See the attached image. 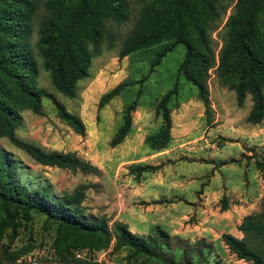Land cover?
Instances as JSON below:
<instances>
[{"label": "rangeland", "instance_id": "374dc122", "mask_svg": "<svg viewBox=\"0 0 264 264\" xmlns=\"http://www.w3.org/2000/svg\"><path fill=\"white\" fill-rule=\"evenodd\" d=\"M43 1L35 0L29 46L25 47L29 58L25 61L20 59L13 64L12 74L2 77L0 96L8 102H17L15 108L19 123L15 127V134L18 137L45 149L75 150L81 157L96 165L99 163L101 169L98 174H90L40 164L9 140L3 124L0 127V151H6L14 158L21 183L28 187L49 183L51 191L56 194L73 191L79 184L86 183L88 188L85 190L83 205L87 211L105 216L110 223L116 219V215L138 204H162L163 195L157 192H150L149 196L144 192L140 193L142 187L137 185L142 183L147 184L143 187L145 190H168V185L175 183L168 194L181 196L178 197L181 198L180 208L188 207L195 199V205H200L201 201L209 203L210 212L215 205L220 206V198L225 194L228 202L241 204V213L260 209L264 180L258 176L257 181L258 170L254 159L264 156V118L258 123L246 119L252 103L250 94L245 97L243 105L239 106L235 91L218 79L215 66H212L208 77L213 117V122L210 123L203 106L196 102L200 100L196 86L178 71L185 52L182 42H175L153 68L150 64L156 51L168 44L169 40L134 50L120 58L118 52L123 41L150 2L127 0V19L107 21L101 51L93 56L89 75L78 80L75 96L68 97L53 84L36 43ZM234 2L235 0L222 1L225 10L218 21V27L210 32L216 59L223 43V24ZM28 60L35 64L34 74ZM15 73L28 75L35 87L53 93L66 109L79 114L86 124L85 135L75 133L57 116L56 107L48 96L41 97V113H35L26 106L28 97L14 88ZM126 80L134 82L98 108L100 95L118 82ZM176 83L179 86L176 98L180 101L170 111L171 140L167 146L175 145V152L154 154L144 139L133 150L135 155L126 145H109L110 138L122 122L124 106L135 98L138 109H148L151 112L149 126L144 128V137L155 131L161 124V117L155 114L154 105ZM194 95L197 98L190 101ZM200 103L203 105L201 100ZM132 114L136 125L144 120L136 110ZM133 163H160V168L154 172L143 171L135 177L129 170ZM241 188L251 189L245 201L244 198L240 199L237 192ZM142 196L149 197V200H144ZM185 214V222L191 225L200 218L196 211ZM130 215L131 213H123V217H134ZM153 218L155 217L150 216L151 220ZM16 223V233L7 229L0 240V264H162L145 256L128 261L125 258V247L118 250H112L111 246L99 250L81 248L68 252L55 244V223L39 212L32 211L28 218L19 215ZM212 247L207 264H238L229 259L228 253L219 243Z\"/></svg>", "mask_w": 264, "mask_h": 264}, {"label": "trees", "instance_id": "16d2710c", "mask_svg": "<svg viewBox=\"0 0 264 264\" xmlns=\"http://www.w3.org/2000/svg\"><path fill=\"white\" fill-rule=\"evenodd\" d=\"M223 0H150L131 33L123 41L118 56L156 43L169 40L156 51L151 62L155 67L175 42L185 46L178 71L196 86L197 97L203 102L208 122H213L208 86L209 70L215 66L218 79L236 94L237 103L243 105L250 94L251 106L246 119L252 123L264 118V0H235L224 22L223 43L217 59L210 32L218 27L225 10ZM35 0H0V91L2 77L11 75L13 64L29 58L32 13ZM128 17L127 0H44L43 13L38 21L37 46L43 65L49 70L55 87L68 97H74L79 79L89 75L93 56L101 51L107 21H123ZM35 73V64L28 60ZM16 76V77H15ZM13 85L28 99L25 105L41 113V97L48 96L56 107L57 116L80 135H85L82 117L71 112L44 88L35 87L32 78L15 73ZM134 81H120L103 92L97 106L101 108L125 86ZM179 86L176 83L164 92L154 105L161 117L160 126L144 137L148 146L159 151L167 148L171 140L170 111L178 106ZM13 104V105H12ZM16 104L0 96V127L16 146L26 151L36 162L68 168L82 173L98 174L100 168L78 155L75 150L45 149L15 134L19 123ZM137 98L124 106L123 119L109 140L111 147L124 140L130 132ZM254 164L264 178V156L255 157ZM160 164L133 163L129 166L135 177L143 171H155ZM88 184H79L73 191L53 193L49 183L28 187L16 173L15 160L6 151H0V240L4 231L17 230L16 217L28 218L32 211L45 215L55 223V244L66 251L88 248L99 250L111 246L112 250L127 248L129 261L138 256L155 259L162 264H207L212 242L205 237L189 240L170 234L156 224L147 233H136L122 220L111 223L105 216L86 210L83 200ZM228 207L227 195L220 198V208ZM242 232L236 236L224 231L221 238L230 252L248 264H264V193L259 210L245 214L237 225Z\"/></svg>", "mask_w": 264, "mask_h": 264}, {"label": "crops", "instance_id": "0c3cea01", "mask_svg": "<svg viewBox=\"0 0 264 264\" xmlns=\"http://www.w3.org/2000/svg\"><path fill=\"white\" fill-rule=\"evenodd\" d=\"M195 97L196 95L191 97L190 101L193 100V98ZM196 102L200 104V106H203L204 109V105L200 103V100H196ZM136 111L142 115L141 119L144 120L136 125L135 116L133 115L132 131H130V133L126 135L124 140L120 142V144H122L121 146L123 145L128 146L130 152L133 153V155H135V151L133 150H135L138 142L143 143L144 128L149 126L148 124L151 114V112L148 109L137 108ZM174 147L175 145H170L169 147L159 151H155L151 148L150 149L151 151H153L154 154H163L164 152H170V151L175 152ZM136 155L138 156V153H136ZM97 166L101 169V165L99 163ZM258 176L259 179L264 180V178H262L260 173L258 172L257 181H259ZM145 182H147L146 179ZM174 184L175 183L172 184L170 183L168 185V187H170L168 190H171ZM146 185H147L146 183L137 185L139 188L142 187L141 188L142 191H140V193L144 192L147 194V196H149L148 194H150V192H157V194H161L163 195L162 197H164L162 204H160L161 202H157V203L149 202L146 204H138L137 206L128 208V210L122 212V214L120 213V215H116L115 216L116 219L126 222L128 224V227L136 233H147L150 230H152L156 224H158L162 228L167 230L170 234H178L180 236L193 240L198 237H205L207 240L211 241L212 245H214L215 247H216V243H219L220 247H222V249L228 253V257L230 260L234 262H238V264L247 263L244 259L237 258L234 253L230 252L221 238V233L224 231L231 232L236 236L242 235V232L238 230L237 225L240 222L241 218L245 214L249 213V211L241 213V210H243L241 204L239 205V204H234L232 202H228V207L226 209H221L219 205H215V208L210 209L209 212V207H208L209 203H205V201H201L202 203L200 205L199 204L195 205L193 204V202H195V199H193L192 203L188 204V207L180 208L181 198L178 197L181 196L177 194H168L169 193L168 190H159V189H156L157 191L148 190V189L145 190L143 187H146ZM206 191L207 190H205V192ZM213 192H215V190ZM237 192L238 195H240V199L244 198L245 201L246 196L251 192V189L248 190L247 188H241ZM147 196H142V198L148 201L149 197ZM154 198H159V197H154ZM194 211L198 213L200 218L197 223H193L191 225L190 223L185 222V217H186L185 213L194 212ZM123 213H131L130 216H134V217L132 218L123 217ZM150 216H154L155 218L151 220Z\"/></svg>", "mask_w": 264, "mask_h": 264}]
</instances>
